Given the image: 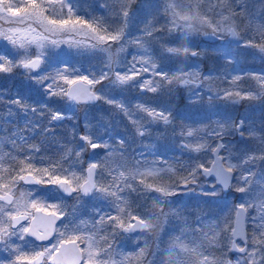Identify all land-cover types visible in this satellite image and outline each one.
I'll use <instances>...</instances> for the list:
<instances>
[{
    "label": "snow or ice",
    "instance_id": "obj_1",
    "mask_svg": "<svg viewBox=\"0 0 264 264\" xmlns=\"http://www.w3.org/2000/svg\"><path fill=\"white\" fill-rule=\"evenodd\" d=\"M0 264H264V0H0Z\"/></svg>",
    "mask_w": 264,
    "mask_h": 264
}]
</instances>
